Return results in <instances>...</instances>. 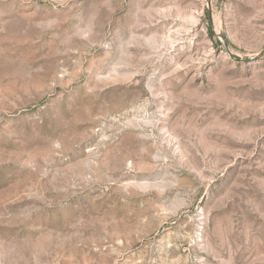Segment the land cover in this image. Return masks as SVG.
Segmentation results:
<instances>
[{"label":"rangeland","instance_id":"374dc122","mask_svg":"<svg viewBox=\"0 0 264 264\" xmlns=\"http://www.w3.org/2000/svg\"><path fill=\"white\" fill-rule=\"evenodd\" d=\"M0 264H264V0H0Z\"/></svg>","mask_w":264,"mask_h":264},{"label":"water","instance_id":"95a60500","mask_svg":"<svg viewBox=\"0 0 264 264\" xmlns=\"http://www.w3.org/2000/svg\"><path fill=\"white\" fill-rule=\"evenodd\" d=\"M207 16H208L209 21H210V11H209L208 8H207ZM220 39H221L220 42H221V44H222L224 50H226V43H225L224 39H223L222 37H220Z\"/></svg>","mask_w":264,"mask_h":264}]
</instances>
